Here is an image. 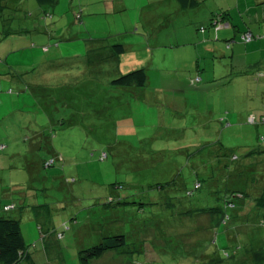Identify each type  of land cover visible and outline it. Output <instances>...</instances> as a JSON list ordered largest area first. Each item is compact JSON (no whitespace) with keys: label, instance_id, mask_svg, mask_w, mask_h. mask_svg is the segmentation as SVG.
I'll return each instance as SVG.
<instances>
[{"label":"rangeland","instance_id":"obj_1","mask_svg":"<svg viewBox=\"0 0 264 264\" xmlns=\"http://www.w3.org/2000/svg\"><path fill=\"white\" fill-rule=\"evenodd\" d=\"M218 13L224 51L227 31L255 26L264 41V0H0V205L18 204L2 215L20 221L36 264H79L115 235L127 254L91 264H234L246 235L261 246L264 51L240 48L234 62L207 51L199 29ZM117 45L125 52L108 58ZM197 52L201 76L187 68ZM142 68L143 89L113 86ZM230 191L255 199L249 224L250 206L228 229L193 214L223 208Z\"/></svg>","mask_w":264,"mask_h":264},{"label":"trees","instance_id":"obj_2","mask_svg":"<svg viewBox=\"0 0 264 264\" xmlns=\"http://www.w3.org/2000/svg\"><path fill=\"white\" fill-rule=\"evenodd\" d=\"M36 1L41 6H48L56 3L57 0H36ZM176 1L178 2L179 6L182 9L186 10V9L197 8L200 5L201 0H176ZM213 21H211L210 23L211 26L215 25V23L218 20H213ZM206 29H207L206 27L202 26L199 29V31L205 32ZM246 34H243L241 37L243 43H248V41L243 40V36ZM254 39L256 38L253 36L252 40ZM124 52H125L124 46L122 45L113 46L112 50L107 51V57L113 58L115 54L120 55L121 53ZM200 79L201 78H197L196 80H194V82L197 83V80L201 81ZM147 83H148V75L144 68L133 70L128 74H123L117 79H114L112 81L113 86L121 87V88L138 87L143 89L144 87H146ZM261 123H264V115L262 116ZM104 158L105 156L104 157L102 156V160H104ZM157 188H163V186L158 184ZM200 188H201L200 184L197 183L195 185V190H198ZM189 194L192 195V192H190ZM246 196H247L246 194L241 192L230 191L229 193H227L225 197L223 208L215 207V208H210L209 210L208 209L198 210L196 211V213L193 212H187V213L188 215H191L192 213L196 215H201L202 213H209L216 228L220 226H224V228L227 227L228 229L230 221H233V219L238 218L239 220H241V222L245 220L242 216V210H244L246 206H250L251 210L252 208H254L252 206L254 205L253 201H255V199L252 201H248ZM259 196L260 198L256 199L257 202L255 204L258 206L260 205L259 208L264 209V200H263L264 190L259 191ZM5 197H8V195L5 194ZM1 198H3V196ZM26 200L27 199L23 195V199L21 202L22 207L25 206L27 202ZM18 207L19 206L16 202H10L4 205H0V264H20L22 261H27L29 264H36L33 260L32 254L29 252V247L26 244L25 239L23 237L20 221L18 219H13L2 215V212H11L13 210L18 209ZM254 212L255 211L252 210V212L250 211L248 213H245L246 214L245 217L247 220L245 222L247 224H249L250 219H253V217H251L250 214H254ZM260 224L261 226L264 227V225H262L264 224V218L261 219ZM257 231L260 230L254 229L256 235L258 233ZM233 234L232 237L230 236V240L235 242L236 240L235 238L237 234L235 236ZM259 234L260 235L257 236L260 237L262 233ZM44 237L45 236H43V239ZM57 238L61 240L63 238L62 233H59L57 235ZM259 239L261 241V246H257L256 242L252 243L251 241H249L248 235H246L245 244L243 246L244 249L242 250L241 255L238 256V258L232 257L234 258L233 259L234 264L238 262H239L238 264H264V238L262 240L261 238ZM250 242H251V246H250ZM126 247H127V240L124 235L104 237L100 244L90 247L88 249H83L79 252V260H80L79 264H91V261L95 259H100L106 253L111 251L125 255L127 254ZM238 250L239 249H236L233 255L237 253ZM202 257H206L205 259L203 258L200 259L204 262L208 256L204 254ZM227 257L230 258V255H227ZM208 258L210 259L209 261L210 264H225V261L222 258H216V257L215 258L208 257ZM199 262L202 264L201 261ZM229 264L232 263L229 262Z\"/></svg>","mask_w":264,"mask_h":264},{"label":"crops","instance_id":"obj_3","mask_svg":"<svg viewBox=\"0 0 264 264\" xmlns=\"http://www.w3.org/2000/svg\"><path fill=\"white\" fill-rule=\"evenodd\" d=\"M254 9H255V7L254 8H249V11L248 12H251ZM226 15H228V13L227 14L226 13H221V14L218 13V14H214L213 16H210L209 17L210 22L213 21V20H218V21L215 23V25L211 26L212 30H206L205 32H202V31L200 32L202 34V39L200 41L205 42L207 51H210V52H212L214 54H221L222 57H225V58H228V54H230L229 56L232 57L233 62L235 61L236 55L240 53V48L248 51L245 54V55H247V57H248V55L250 56V53H256V52L257 53H260L261 51H264V41H262V40H257L256 41V39L252 40L251 42L244 43L246 45L245 47H242V45H240V44L239 45L238 44H235V46H231L232 44L235 43L233 41L234 39H232V36H234L236 38V40H238V42L239 41L242 42L241 37H242L243 34L248 33V34H251L252 35V34H254V32H256L257 28L255 26H252L251 29H249L246 32H243L240 35H238L235 32L233 33V32L227 31L228 36L231 37V40H232L230 42L228 41L227 46L230 47V50L229 51H232V52L229 53L228 51H224L225 50V47L222 49V45L221 44H218L216 42V40L219 41L218 39H219V31L220 30L225 29L227 27L230 28V24L229 23H227V24L222 23V19L224 21L226 20V19H224ZM253 16H255V15H253ZM256 16L258 17L259 20L261 19V17L264 18V16H261V13L260 14H257ZM252 22L254 23L253 20H252ZM247 26H249V25L247 24ZM217 30H219V31L217 32ZM252 36H254V35H252ZM259 39H260V37H259ZM210 43H212V44H210ZM196 56H200V58L196 57L197 58V61L196 62L187 63L188 64L187 65L188 66L187 68H192L195 71L196 76H201V74L207 73V71L200 72L201 69H204L202 67V65H203L202 62L203 61H201L202 56H201V54H199V52H197ZM259 61H261V60L259 59ZM257 65L258 64H256L255 67ZM251 66L252 65H250L249 67H251ZM259 75H263V74L260 73ZM202 81L203 80H201V83H200L201 86L200 87L201 88H204L205 85H202ZM207 81H211V79H207ZM255 120H256V117L254 115L250 116V122L251 123H254Z\"/></svg>","mask_w":264,"mask_h":264},{"label":"built area","instance_id":"obj_4","mask_svg":"<svg viewBox=\"0 0 264 264\" xmlns=\"http://www.w3.org/2000/svg\"><path fill=\"white\" fill-rule=\"evenodd\" d=\"M252 38H253V36L251 35V34H246V35H244L243 36V40H245V41H251L252 40ZM199 80H197V82H198ZM198 187V186H197Z\"/></svg>","mask_w":264,"mask_h":264}]
</instances>
